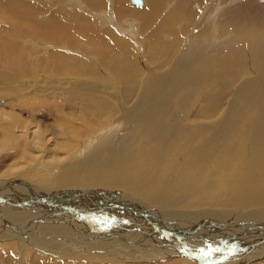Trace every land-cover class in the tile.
I'll return each mask as SVG.
<instances>
[{"label":"bare ground","instance_id":"1","mask_svg":"<svg viewBox=\"0 0 264 264\" xmlns=\"http://www.w3.org/2000/svg\"><path fill=\"white\" fill-rule=\"evenodd\" d=\"M74 1L76 0H71L72 4L75 5L76 2ZM84 1L86 3V0ZM87 1L91 6L102 7L103 5V0ZM141 1L142 4H135L144 6L143 0ZM146 1L148 5L145 8L146 10L135 12L136 16L141 17L148 24L151 23V20L161 19L165 26H171L182 18L180 16L183 8H187L191 4L189 0H176L174 5L171 3L172 0L169 3H166L167 0ZM3 2L8 1L0 0V4L3 5ZM14 3L20 8L22 7L24 11H28L26 0H17ZM210 3L212 7L202 12L200 15L201 24L196 26L197 32L194 39L196 40L197 36L201 38V47L197 48L195 44L199 41L194 44L195 40L193 39L189 44L185 45L183 53L181 51L173 58L172 66L169 68L168 73L161 75L164 77L154 73L149 75L150 86L146 88L144 94H141L136 106L128 110L129 107H126L124 105L126 103L122 101L121 115L116 119H109V122L107 120L98 123L99 131L90 141V144L86 148L84 147L78 156L76 154L73 158L74 160H71L69 165L64 166L54 179L48 181L49 185L53 182L56 183L57 186L54 189L63 190L58 194L60 197L58 196L59 198L56 199L57 195L50 192L48 194V198H51L50 201L57 202V200L72 199L73 195L84 192H86L85 195L76 197L79 199L83 197L91 198L92 196L99 197L101 191L108 193L107 191L115 189L116 185H120L136 190L138 194L141 192L144 198L155 207L141 201L140 204H136L140 205V207L135 204L128 205L124 208L125 212H123L117 206L120 205L117 203L119 200L113 198L112 205L115 210L122 213L123 217L126 218V221H123L122 218L117 219L113 214L109 213L106 214L107 217L99 218L103 213L95 214L93 213L95 209L107 211L106 206L101 203H97V207L85 205L87 209L83 207L70 213L64 212L70 208L63 204L56 216H49L53 215V213L47 211L45 207L42 211L38 209V212L46 214L43 220L38 215H30L27 221L28 216L25 214L29 213L24 212L27 217V219L25 218L26 224L18 227L7 225L9 224L7 221L10 219H5L1 215L3 219L7 220V223H5L6 229L0 228V236L8 239L15 235L20 236L19 240L23 246V244L28 243L30 238L26 235L29 232L28 230L30 232L31 229L35 231L36 229L34 230L33 228L36 223L43 221L48 226L55 224L54 228H63L64 224L67 230L70 228L72 232H82L81 234H83L85 231L83 229L86 225H82L80 220L83 214H87L91 217L96 215L99 218V220L96 217L94 218L95 227L88 226L91 230H107L105 232L107 236L110 234L116 240L117 238L121 239L112 243V241L110 242L112 237L104 236L110 242V244L106 242L104 247L106 249L111 245L108 250L112 251L113 258H116L119 253L122 257V248L125 249L135 245L136 250H142L139 253L140 258L153 255L155 259H165L166 257L171 259V256L179 254L183 257L197 260L201 262L200 264H242L243 262L259 264V261H264V34L259 32L251 33L252 26L242 23L236 28V36L227 39L229 35L222 36L221 34L220 38L223 43L217 45H224L220 48L212 49V44L215 43L216 35H218V29L227 28V25L222 23L223 27H221L216 23V21H219L216 15L217 5L215 4L220 5V0H210ZM29 4L32 8L35 7L40 11L47 10V6L50 5L49 0H30ZM131 4L135 5L133 0ZM75 6L79 7L78 5ZM116 6L118 7L119 5ZM173 6H176V8L171 10ZM117 10V13H119L120 8ZM162 11H164L163 16H161ZM183 13L186 18V9ZM100 17L99 20L101 22L108 23L105 16L100 15ZM23 18L24 15H22ZM77 22L78 19L75 14L68 13L65 9H57L52 16L42 23V29H38L35 32H26L33 34L34 39L37 41L41 39L47 40L54 45H61L67 40L63 39V37H67L66 34L69 35V33H66L67 29L73 27L72 24ZM110 30L98 33V37L96 36L100 38L99 40L105 41L103 45L107 43L105 52L113 54L104 55L106 65L121 71L120 73L125 78L128 76H130L128 79L136 78L134 72L129 69L127 62V58L130 57L131 59L132 55L129 54L128 49L122 48L124 46H122L121 39L116 38V35ZM248 38L251 39L248 40ZM5 45L8 46L9 50L3 62L13 61L17 65L24 60L19 57L22 56V52L19 51L20 47L8 45V43ZM225 46L227 47L224 49L231 48L233 50L230 55L224 56V51L217 53V51L224 50L223 47ZM250 46L252 47L250 48ZM209 52H215L217 55H208ZM120 54L121 58L118 60L117 55ZM49 56L54 58L52 59L54 62L52 66L56 65L55 70L52 72H54L55 76L63 75L67 59L66 55L57 50ZM245 56L251 58L250 62L253 70L258 74L250 80L243 81L242 84L234 89L231 101L227 106L225 102L229 100L231 92L227 91L229 87L223 84L225 88L220 85L213 93L212 91L205 93V99L209 101V104H202V100L196 104L194 110L190 107L193 103V97L197 93L202 92L205 85L220 82L229 73H243L242 69L240 71L238 69L243 61L241 59H244ZM217 67L218 75L216 80L213 81L211 77ZM128 81L130 80H127L124 86L126 84L130 85ZM166 82L172 87L169 91L164 89L163 84ZM38 83L44 86V91H47L48 100H54V96L59 94L57 91L59 86L64 84L63 81L57 79L54 83L51 80L49 83L42 81ZM25 85L24 87L36 86L31 83H26ZM144 85H146L145 82ZM52 86L56 88L54 91L49 90V87ZM91 87L96 86L92 85ZM97 89L101 92L106 90L108 94L112 92L110 89ZM97 89L93 88V93L87 89L85 90L87 91L86 94L79 93L76 96H72L70 100L78 98L82 103V111L84 113L91 112L99 117L111 116L114 113L113 105L107 100L99 99L98 97L101 96L98 94L99 91ZM128 89L127 93H131L134 90L131 87ZM180 91H184L181 97L182 101H179L177 97ZM129 100L131 101V99ZM222 101L224 102L222 103ZM41 110L45 111V109ZM180 112L186 115H182ZM222 113H224L225 118L219 124L212 125V121L219 118ZM125 117H130V119H125ZM242 120L245 123L243 125L240 124ZM124 121H126L125 130L128 129V131L123 132L118 138L115 136L117 132L114 129ZM202 122H204L203 125L192 127L194 124H201ZM114 144H117V146L115 147ZM11 184L15 186L27 185L14 177H10L9 180L4 179V182L0 181V186L3 189L5 187L10 188ZM1 187L0 189H2ZM18 191H14L15 194L27 200L28 196H23ZM65 192L66 197H64L65 194H62ZM98 193L99 195H97ZM32 194L37 196L39 192H33ZM7 197L9 198V196ZM40 199L44 200L43 203H50L45 197ZM43 203L37 205H43ZM48 203L46 204L47 206L50 205ZM227 206L230 207L227 208ZM223 207L227 210L221 211L220 209ZM7 208H3L6 213L9 212ZM1 210L0 212H3ZM27 210L30 212V209ZM143 210L148 213H143ZM168 210L173 215L169 214ZM74 216L78 217L74 218ZM15 218L17 217L15 216ZM15 218L13 217V219ZM137 218L142 220V223H139ZM114 221L119 225L114 224ZM136 221L141 227L144 226L142 229L153 230L154 232L147 233L152 237H147L146 234L143 236L138 235L142 231H137L139 230V224L137 225ZM127 222L131 226L124 225ZM32 223L35 224L30 225L33 227L29 229L27 225ZM61 232L64 233L65 230L63 229ZM158 232L160 233L154 237V234ZM92 235V237H98L95 233ZM128 235L136 239L124 241ZM88 236H90L89 238L86 237L88 240L92 239L91 235ZM79 239H82V237ZM40 240L39 242L34 241L33 244L31 243L32 246H36L45 252H54L53 254L56 256V252L60 253L63 246H69L67 240L62 238V236L58 240ZM98 240L99 242L102 241ZM213 240H219L220 242L209 245L208 242H214ZM124 242L127 245L122 244L125 245L123 247L120 243ZM93 244L97 245L96 243ZM89 247L88 249H90ZM68 251L71 252V250ZM149 251L153 253L150 254Z\"/></svg>","mask_w":264,"mask_h":264},{"label":"rangeland","instance_id":"2","mask_svg":"<svg viewBox=\"0 0 264 264\" xmlns=\"http://www.w3.org/2000/svg\"><path fill=\"white\" fill-rule=\"evenodd\" d=\"M5 1L8 2H3V5L0 4V181L4 182V179L9 180L10 177H14L15 179L27 184L28 186H15L11 184L12 186H10V188L14 187L11 188V190L9 187H5L3 189L0 186L2 188L0 189V209H2L1 211H3L0 212V228L6 229L5 223L7 222L9 223L7 225L10 226L12 225L18 227L19 225H24L26 224V216H28V221L30 215H38L40 216L39 218L43 220V217L46 216V214H42L40 213V211H42L44 207L47 211L53 213V215L49 216H56L59 208L63 204H66V207L70 208L68 211L64 212L70 213L75 212L76 209L79 208H86L85 205H89V207H97V203H101L105 205L107 211H109L107 212L101 209H95L93 213H103V215H100L99 218H105L107 217L106 214L109 213L113 214L117 219L122 218L123 221H126V218L123 217L122 213L115 210V207L112 205L113 198L119 200L117 201V203L120 205H116L119 206L123 212H125L124 208H126L128 205L140 204L141 201L153 205L144 198V195L141 192L138 194V191L120 185H116L115 189L107 191L108 193L100 190L101 195L99 197H83L82 199L76 197L79 195H85L86 192H84L82 194L73 195L74 197L72 199L64 201L57 200V202L52 200L50 201L51 198H48V194H50V192L57 195V197H55L56 199L60 197V195L58 194L63 190L59 189V191L54 189L57 186L56 183L53 182L49 185L48 181L54 179L58 172L64 166L69 165V162H71V160H74L73 158L74 156H76V154L78 156L81 153V150L84 149V147L86 148V146L90 144V141H92V139L95 137V135H97L99 131V128L97 127L98 123H100L101 121L105 122L107 120L109 122V119L118 118L121 115L123 102L126 103L124 104L126 107H129L128 110H131L133 106H136L137 100L139 99L141 94H144L146 88L150 86L148 81L149 75L154 73L161 76L166 72L168 73L169 68L172 66L173 58L181 51L183 53V50H185V45L189 44L194 39L197 32L196 26H200L202 21L200 19V15L202 14V12H204V10L212 7L210 0H189L191 3L190 6H187V8H183V11L186 9L187 17L185 18V15L182 11L180 16L182 18H180L178 21L175 20L176 22L171 26L163 25V21L161 19L151 20V23L148 24L143 21L141 17L136 16L135 12L146 10L145 8L148 6L146 0H143L144 6H139L136 4L133 5L131 4L132 0H103L102 7L91 6L87 0L86 3L84 0L74 1L76 2L75 5H78L79 7L72 4L71 0H62V2L61 0H49L50 5L47 6L48 9L45 11H40L39 9L37 10L35 7L32 8L29 4L30 0H26L28 11H24L22 7L20 8V6L16 5L14 2H16L17 0ZM175 1L176 0H172V5H174ZM169 2L170 0H167L166 3ZM220 3V5L215 4L217 5L216 15L219 21H216V23H218V25H220L221 27H223L222 23H225L227 25V28L223 27L222 29H218L219 36L216 35L217 37L214 41L215 45L212 44V49H217L224 45H217L223 43L220 38L221 34L222 36L229 35L227 36V39L236 36V28H238L242 23L252 26L251 33L259 32L264 34V0H220ZM116 5L119 6L117 7ZM118 8H120L119 13H117ZM175 8L176 6H173L171 10ZM57 9H65V11H67L68 13L71 12L75 14L76 18L78 19L77 23L72 24L73 27L67 29L66 33H69V35L66 34L67 37H63V39L67 40H65L61 45H54L47 40L39 39L37 41L34 39L33 34L26 32H35L38 31V29H42V23L46 21L48 17L52 16V14L57 11ZM22 15H24L23 19ZM100 15L105 16V18L108 20L107 24L99 20L101 18ZM163 15L164 11L161 12V16ZM114 26L116 27V29ZM226 29L227 31H225ZM106 30H110L113 34L116 35V38H120L122 41V46H124L122 48H126L129 50V54H131L132 57L131 59L130 57H128L127 62L129 65V69L134 72L136 78L128 79L130 78V76L125 78L120 73L121 71L112 69L106 65L104 55L113 54L106 53L105 46L107 43L103 45L105 41H101L99 40L100 38H97L98 33H103V31ZM249 39L251 38H248V40ZM196 41L199 42L196 43ZM200 42L201 38L197 36L196 40L194 41V44L196 43L195 46L197 48L201 47ZM6 43H8V45L20 47L19 51L22 52V56L19 57L24 60L20 61L19 63L17 62V65H15L13 61L3 62L6 58V53L9 50L8 46L5 45ZM100 45L103 47H101ZM227 46L223 47V49ZM251 47L252 46H250V48ZM57 50L58 52L64 53L67 57L66 65L63 69L64 74L60 76H55L54 72H52L55 70L56 65L54 67L52 66V64L54 63L52 59L54 58L49 56L52 52H55ZM223 51L225 54L224 56H228L233 52L231 48H227L221 51H217V53H222ZM217 53L209 52L208 55H217ZM117 57L118 60H120L121 54L117 55ZM241 60L243 61L240 63L238 71L242 69L243 73L239 72L240 74H237L238 72L234 70L236 73H229L228 75H225L220 82L205 85L202 92L197 93L193 97V103L190 107L194 110L196 104L202 100V104H209V101L205 99V93L211 91L213 93L218 89L220 85L222 86V88H225L224 85L228 86L229 90L227 88V91L231 92L229 100L225 102V105L227 106L231 101L234 89L242 84L243 81L250 80L258 74L253 70V66L250 62L251 58L245 56L244 59ZM131 63H133V65L135 66L131 65ZM3 65L6 66L4 67ZM217 69L218 67L215 69V73L211 77V79L213 78V81L216 80V77L218 75ZM56 79L59 81H63L64 84L59 86V89L57 90L59 94L54 96V100H48L46 95L47 91H44V86L39 85L38 82L42 81L49 83V81L51 80V82L54 83ZM127 80H130L128 81L130 85L126 84L125 87L124 83ZM144 82L146 83V85L143 86ZM26 83H31L36 86L24 87L26 86ZM92 85L100 89H110L112 90V92L111 94L109 93V95L106 90L104 92H101L96 87H91ZM163 85L165 91H169L170 89H172L171 85H169L168 82ZM130 87L132 88V90H134L131 93H127L126 91H128V88ZM93 88L101 92H98V94L101 96L98 97L99 99L107 100L111 105H113L114 113H112L111 116L105 115V117H99L95 116L91 112L84 113L82 111V103L78 100V98H74L72 99V101L70 100L72 96H76L79 93L86 94L87 91L85 90L87 89L92 92ZM55 89L56 88L53 86L49 87L50 91H54ZM183 93L184 91H180L177 94L179 101H182L181 97L183 96ZM128 96L130 97L128 98ZM126 98L128 99V101H126ZM129 99H131V101ZM133 99L134 101H132ZM223 102L224 101H222V103ZM41 109H45V111H42ZM180 113L182 115H186L182 112ZM224 113L219 115V118L213 120L211 124H219V122H221L225 118ZM130 117H125V119H130ZM203 124L204 122H202L201 124L197 123L192 127H197ZM240 124L243 125L245 123L242 120ZM125 129L126 121L122 122V124H119L114 129L116 130L118 135L115 133L113 134H115L116 137L120 138L119 135H122L123 132L128 131V129ZM114 146L116 147L117 144H114ZM6 189L8 192L6 191ZM26 189H28L29 191ZM14 191H18V193L22 194L23 196H28L27 200L24 197L17 196ZM33 192H39V194H37V196H34L32 194ZM5 193L7 196H9V198L6 195V197L4 196ZM62 194H65L64 197H66V192ZM97 195H99V193ZM43 197L47 198L46 200H49L50 203H43L44 200L42 201L40 199ZM6 198H8L9 200ZM39 203H43V205L38 206L37 204ZM47 203L52 207L50 205L47 206ZM32 205H34V208L32 207ZM136 206L140 207V205ZM4 207H8L7 209L10 213L4 212ZM228 207L230 206H227V208ZM27 209H30V212L32 214ZM38 209H40L39 212L37 211ZM206 209L208 210V212H210L208 208ZM220 210L226 211L227 209L223 207ZM24 212L29 214H25ZM142 212L146 214L148 213L144 210ZM151 213L156 217L153 212ZM168 213L173 215L169 212V210ZM1 215L5 219L10 220L7 221L3 219ZM15 216L17 218H15ZM82 216L83 217L81 218L80 223H82V225H86L87 228L84 227L83 229L85 230L84 233L86 234H81L82 232H72L70 228L67 230L64 224L63 228H54L56 226L55 224L51 225V227L43 221L36 223V226L33 228L34 230L36 229L35 231L31 229V227L33 226H30L34 225L35 223L27 225V227L31 229V232L30 230H28L29 232L27 233L26 231L24 232L30 238L28 240V243L23 244V246L21 245L19 240L20 236L15 235L9 239L0 236V264L201 263L197 260L191 258L189 259L185 256L183 257L179 254L171 256V259H169L168 257H166L165 259H155V256L153 255H147V257L142 256L140 258L139 253L142 250H136L135 245H132L125 249L122 248V257L119 253L116 258H113L112 251L110 249L108 250L111 245L105 249V243L107 242V244H110L111 241L112 243H114V241H120L121 239L117 238L116 240L115 237L113 238V235L109 234L108 236L112 237V240H110L109 242L104 238V236L108 237L105 234L107 230L102 231L101 229H99L96 231L95 229L91 230L88 227H95L94 218L96 217V219L99 220L98 216L93 215L91 217L87 214H83ZM13 217L15 219H13ZM76 217L74 216V218ZM21 218L23 219L21 220ZM17 220L19 223L17 222ZM138 221L139 223H142V220L138 219ZM138 221H136L137 225L139 224ZM113 223L119 225L116 223V221H114ZM124 225L131 226V224L128 222ZM138 226L139 230L137 231H142L141 234H138L140 236L146 234L147 237H150L151 235H148L147 233L154 232L151 229H142L144 226L141 227L140 224ZM63 229L65 230L64 233L61 232V230ZM98 231L102 232L99 233ZM94 233L97 234L98 237H92V234ZM159 233L160 232L154 234V237H156ZM34 234H36V236H34ZM64 234L65 236H63ZM12 235L14 234L12 233ZM59 235L67 240L69 246H63V252L61 251V254L59 252H56L57 256L53 254L54 252H45L38 249L36 246H32L34 241L39 242L41 241L40 239H43V241L44 239H47L49 241H51V239L58 240L60 238ZM88 235H91V241L86 238L90 237ZM37 237L40 238L38 239ZM81 237L82 239H79ZM96 238L102 241L99 242V240ZM134 239L136 238L128 235L125 237L124 241H133ZM92 241L97 245L93 244ZM213 241L214 242H208L209 245H214L220 242L219 240ZM126 242L120 244L122 245ZM98 244L102 247H100ZM125 245L122 246L124 247ZM88 247L90 249H88ZM68 250H71L72 253ZM149 253L152 254L153 252L149 251ZM258 263L264 264V261L262 260ZM242 264H248V262H243Z\"/></svg>","mask_w":264,"mask_h":264},{"label":"water","instance_id":"3","mask_svg":"<svg viewBox=\"0 0 264 264\" xmlns=\"http://www.w3.org/2000/svg\"><path fill=\"white\" fill-rule=\"evenodd\" d=\"M133 3H137V4H142V1L141 0H133Z\"/></svg>","mask_w":264,"mask_h":264}]
</instances>
